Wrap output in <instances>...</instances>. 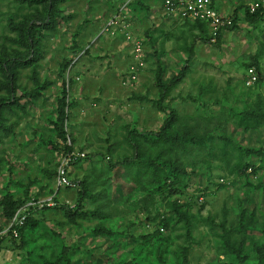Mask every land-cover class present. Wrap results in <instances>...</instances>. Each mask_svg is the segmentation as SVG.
Returning a JSON list of instances; mask_svg holds the SVG:
<instances>
[{"label":"rangeland","instance_id":"obj_1","mask_svg":"<svg viewBox=\"0 0 264 264\" xmlns=\"http://www.w3.org/2000/svg\"><path fill=\"white\" fill-rule=\"evenodd\" d=\"M130 1L0 0V231L30 204L19 242H0V264L64 251L67 264H256L257 234L237 262L228 254L239 208L264 222V155L246 153L264 152V0H213L237 19L215 42L165 18L159 0ZM256 3L260 15L245 18ZM249 66L262 76L245 86ZM70 153L83 157L64 188L56 169ZM139 168L150 176L137 184ZM172 203L188 205V222Z\"/></svg>","mask_w":264,"mask_h":264},{"label":"trees","instance_id":"obj_2","mask_svg":"<svg viewBox=\"0 0 264 264\" xmlns=\"http://www.w3.org/2000/svg\"><path fill=\"white\" fill-rule=\"evenodd\" d=\"M135 1L136 0H131L130 2L132 3V2H135ZM249 9H250V7H247L245 9L244 15H245V18H249L251 20L254 19L255 17L259 16L260 15V12L262 10L258 6L252 13H250L249 12ZM46 12L48 14V17L49 16L51 17L50 11H46ZM164 17L167 18L166 16H164ZM228 17L231 18L232 25H231V27L227 28L225 31H227V30H234L235 27L237 26L236 25L237 19L235 17V14H232L231 16H228ZM174 20L175 21H179L177 19H174ZM192 23H193V25H194L195 28H197V29L200 30V33L201 34L202 33L204 34V33H207L208 32V28H207V26L205 25L204 22L194 21ZM41 25L48 26L49 25V21L46 20V21L42 22ZM33 30L34 31L31 33L33 35H38V34L40 35V34H42L41 33L42 27L33 28ZM223 30L224 29H222V28L219 29L218 35L216 37L217 40H219V37H221ZM249 67H254V66H249ZM249 67H247V68H249ZM256 69L260 73V79H261L262 72L258 68H256ZM8 70H9V68H8ZM259 80H257L256 83H258ZM7 81H8V90H9V93H12L13 94V92H14V86L12 84V78L9 77L7 79ZM170 86H166V87L163 88V92H162V95H161L160 99H164V98L167 97L168 90L170 89ZM1 106H3V103H0V112H1ZM64 107H65V105L62 102V104L60 105V111H59L60 116H61V119H64V117H65V114L63 112V108ZM174 119L175 118L169 119V121H166V124L164 123L165 125L163 126V131L162 132H164L165 130H168L169 128H172L173 127L172 123H173ZM192 141H197L199 144H202L203 143L202 140L200 138H198V137L197 138H194ZM159 148H160V151H161L160 154H162L161 156L166 155L165 156L166 158L164 160L159 161L160 165L161 166H164V167H167V166L170 167V165L168 163H169V158L172 156V155H170V152H172L171 151L172 149L171 148H166V147H164V145L162 147H159ZM246 153H248L249 155H254V156L264 155V152H262V151L247 150ZM214 156H215V154H213V157ZM77 161H79V159H77ZM152 163H154V162H150V161H148V163L147 162H145V163L143 162V164L141 166H142L143 169H145V168H152L153 169L152 170V175L154 176V180H156V182L159 183V186H160L159 188L160 189L163 188L164 191H167L168 190V187H165L164 186V184L166 182V177L167 176L165 175V171H164L163 167H160V168L159 167H154L153 168L152 167ZM231 169H233V171H236V170H238V167L236 165V166H233ZM246 169H247V167H245V170ZM139 171H140V168L137 170V172L133 176V177H135L134 180L135 181L137 180V182H136L137 184L139 182H142L143 178L147 179V177L150 176V174H149L147 177H143ZM143 172H145V171H143ZM172 172H176V171L173 169ZM179 172H182L183 175H187V173L185 171H179ZM68 174H69V172H68ZM220 186H222V185H220ZM167 193H168V191H167ZM20 206H22V205H20ZM187 206L188 205H185V204L179 205V204H176V203L175 204L172 203V206H171L172 207V212H173L174 215H178L179 219L181 218L184 221L188 222V214L189 213L187 211L188 210V207ZM18 207H16V208H18ZM15 210L16 209H14V211ZM12 215H13V212L10 214L9 218ZM28 222H30V220L27 217L25 219V221H24V224L17 229V233H18L17 238H13L9 234V236L12 239H14V241L16 243L19 242V240L21 238V235H22V232L24 231L25 226L28 224ZM254 222H257L256 217L254 215V211L248 212L247 209H240L239 208L238 220H237V223H234L233 224L232 233L234 232V234H236V236H237V239L235 241L237 242V240H238L237 243H239V242L240 243L238 245L231 246V248H229L231 252L228 254V257H230V259L233 262L236 260V258H239L240 259V254L239 253L242 251V247L244 245L242 243L245 242V241H248L249 242V241L253 240V236H255L254 234H257L260 239L258 240V243L259 244H257L256 246L254 245V251H253L254 261L256 262V264H264V222L261 224V228H258L256 226H254L253 225ZM161 229H162V231H164V226L163 225H161L159 228H157L155 232H157V234H158ZM226 231L227 230H225L224 232H226ZM230 234L231 233L229 231L226 234L227 235L226 237L229 238L230 237ZM157 240L159 241L160 240V237H157ZM188 253H189V248L184 249V254L186 256L188 255ZM233 259H235V260H233ZM235 262H237V261H235ZM67 263H69V257L67 256L66 251H64L62 253L61 257L57 261H55V262H44L43 264H67Z\"/></svg>","mask_w":264,"mask_h":264},{"label":"built area","instance_id":"obj_3","mask_svg":"<svg viewBox=\"0 0 264 264\" xmlns=\"http://www.w3.org/2000/svg\"><path fill=\"white\" fill-rule=\"evenodd\" d=\"M160 5L163 15L168 19L204 22L211 34L213 42L216 41L219 29L222 28L224 29L223 31H225L232 25L231 18L222 14L213 0H160ZM257 7V3L251 5L249 12L252 13ZM114 24L115 23L111 21L110 27ZM259 77L260 73L258 70L255 67H249L244 73L243 82L245 86H252L257 82ZM82 157L83 155L70 153L60 160L56 169L57 181L60 186L64 188L74 187L73 183L68 178V167ZM29 205L30 204H25L15 212L7 228L0 231V241L9 234L11 237L17 238V229L24 224L28 216Z\"/></svg>","mask_w":264,"mask_h":264},{"label":"crops","instance_id":"obj_4","mask_svg":"<svg viewBox=\"0 0 264 264\" xmlns=\"http://www.w3.org/2000/svg\"><path fill=\"white\" fill-rule=\"evenodd\" d=\"M216 4V3H215ZM228 16V15H227ZM1 242V241H0Z\"/></svg>","mask_w":264,"mask_h":264}]
</instances>
